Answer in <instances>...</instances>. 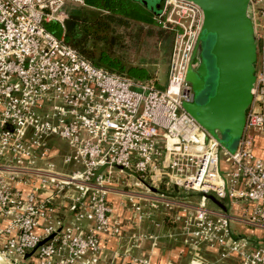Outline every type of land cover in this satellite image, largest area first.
I'll list each match as a JSON object with an SVG mask.
<instances>
[{"label": "built area", "instance_id": "1", "mask_svg": "<svg viewBox=\"0 0 264 264\" xmlns=\"http://www.w3.org/2000/svg\"><path fill=\"white\" fill-rule=\"evenodd\" d=\"M69 4L85 1L0 0V264H115L126 256L154 264L132 249L157 245L160 236L141 226L159 227L161 210L170 236L183 242L180 255L191 253L188 264H264V0H250L260 67L234 152L184 107L204 26L197 3L163 0L157 20L172 34L165 87L98 67L49 30L47 22L66 29ZM111 192L138 231L114 218ZM207 194L229 210L210 208ZM108 237L130 247L105 258Z\"/></svg>", "mask_w": 264, "mask_h": 264}, {"label": "water", "instance_id": "2", "mask_svg": "<svg viewBox=\"0 0 264 264\" xmlns=\"http://www.w3.org/2000/svg\"><path fill=\"white\" fill-rule=\"evenodd\" d=\"M191 1L203 9L202 33L205 32L206 39L210 37L208 54L213 59L218 77L215 94L206 104L199 107L198 115L193 114V107V110L189 105L184 107L227 148L226 143L221 141V134L228 129L234 137L243 135L246 111L252 101V88L256 79L258 37L250 14V0ZM201 35L187 75L190 84L189 74L192 68L198 71V74L206 69L203 64L205 56L200 42ZM206 196L225 211L229 210L215 195Z\"/></svg>", "mask_w": 264, "mask_h": 264}, {"label": "trees", "instance_id": "3", "mask_svg": "<svg viewBox=\"0 0 264 264\" xmlns=\"http://www.w3.org/2000/svg\"><path fill=\"white\" fill-rule=\"evenodd\" d=\"M84 1V5L77 6L83 9L82 12H80V10H67L69 13V23L67 25V29H65V39L85 58L98 67L112 73L121 74L136 81L154 80L158 86L165 87L167 83H164V81L168 79L169 66L165 80L161 84L157 83L158 79L156 77V73H154V71L150 68L140 64H129L120 57V53L117 48H122L123 46V36L121 32L116 31L113 36L107 38V36H104L103 33H100V30L102 29L101 21H91V23L84 22L87 20V18L84 17V9L90 8L101 10L104 12V19L107 21L117 22L120 26L126 25L131 28L137 27V29L140 30L139 35H144L145 33H155L160 42L165 40L170 41L172 34L163 30L158 23L157 17L160 12L157 13L155 7H150L146 2H141L139 0ZM162 5L163 0H160L156 9L158 8L157 10L161 11ZM83 23H85V25H83ZM45 25L57 36H63L64 28L59 23L47 22ZM100 42L102 44H100ZM118 44L120 46H117Z\"/></svg>", "mask_w": 264, "mask_h": 264}, {"label": "rangeland", "instance_id": "4", "mask_svg": "<svg viewBox=\"0 0 264 264\" xmlns=\"http://www.w3.org/2000/svg\"><path fill=\"white\" fill-rule=\"evenodd\" d=\"M139 1L146 2L148 6L155 7L157 13L160 12V10H157L158 8L156 9V6L160 2V0ZM77 6L79 5H68L67 10H80V12H82L83 9ZM84 11V17L87 18V20L84 22L91 23V21H101L102 31L100 30V33H103L104 36H107V38L113 36L116 31L122 33L123 42H121L123 46L122 48L118 47L117 50H119V55L121 58H123V60H125V62L129 64H140L150 68L152 71H154V73H156V77L158 79L157 83L159 84H161L165 80L168 71V62L170 59V41L165 40L163 42H160L155 33H145L144 35H139L140 30H138L137 27L131 28L130 26L127 27L126 25L120 26L117 22L107 21L106 19H104V12L101 10L86 8L84 9ZM83 25H85V23H83ZM208 39H206L205 32H203L200 42L204 51L203 55L205 56V62L203 63L204 67H206L205 72H203L204 70H201L198 74V71H196L195 69H191L189 74V80L193 87L195 98L193 102H185L184 106L188 107L189 105L191 109L193 107L194 110L192 109V112L194 115H198L199 107L203 104H206L208 99L212 97L216 92L218 75L216 69L214 68L213 59L208 54L209 48L211 46L210 37ZM100 44L102 43L100 42ZM117 46L120 45L118 44ZM259 57L260 54L258 52L256 72L260 67ZM167 80L168 79H166L164 83H167ZM208 84L210 87L208 86ZM194 115L193 117L196 119ZM241 139L242 136H232L228 129L221 134V141L226 143V147L230 151H236L238 149ZM257 139L259 144L264 143L263 136L258 137ZM55 141L57 145L66 146V142L60 138H56ZM194 198L198 199L199 197L195 196ZM207 204L210 208H219V206L212 200H208Z\"/></svg>", "mask_w": 264, "mask_h": 264}, {"label": "crops", "instance_id": "5", "mask_svg": "<svg viewBox=\"0 0 264 264\" xmlns=\"http://www.w3.org/2000/svg\"><path fill=\"white\" fill-rule=\"evenodd\" d=\"M69 20V18H68ZM67 20L66 23V29L69 21ZM65 34V29L63 32V36ZM170 52H171V40H170ZM169 66V62H168ZM259 144L257 145V150L260 148ZM61 148H67L66 146H62ZM109 200L113 205L115 214L114 218H120L121 221L124 224V227L128 229H132V231H138L137 227L131 228V222H130V214L126 211V209L121 205V202L123 200L122 196L118 193L111 192L109 195ZM173 212V209H170V213ZM165 210H161L160 212H157L156 214V221L160 223V226L157 227L151 222H145L142 224L141 228L151 232L158 234L160 236L157 245L152 247L150 241H144L139 243L136 248L132 249V252L135 255H151L152 261L154 264H170L172 261H178L180 264H188L191 258V253L188 251H185L183 255H180L181 249H184L183 242L178 239L171 237L170 234L174 231L173 226L170 222H168V218L166 217ZM72 215L70 213L66 214V218H71ZM235 228H238V226L235 224ZM130 241L127 239L125 240H119L115 237H108L104 240V244L106 247L105 250V258H112V255H114V252L119 248L122 247V249L126 250L130 247ZM203 254L206 256L207 259H214L216 257V253L214 251L210 250L209 248L205 247L203 249ZM115 264H134L132 263L131 259L129 257L119 258L117 261H115ZM226 264H239L237 258H232L229 260Z\"/></svg>", "mask_w": 264, "mask_h": 264}, {"label": "flooded vegetation", "instance_id": "6", "mask_svg": "<svg viewBox=\"0 0 264 264\" xmlns=\"http://www.w3.org/2000/svg\"><path fill=\"white\" fill-rule=\"evenodd\" d=\"M193 69V68H192ZM191 85V84H190ZM191 92H192V101H194V98H195V94L193 93V87L191 85Z\"/></svg>", "mask_w": 264, "mask_h": 264}]
</instances>
